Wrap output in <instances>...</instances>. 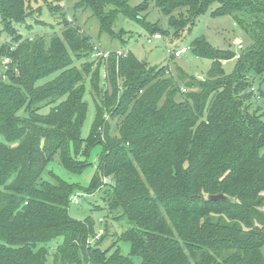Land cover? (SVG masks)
Listing matches in <instances>:
<instances>
[{"label": "trees", "instance_id": "1", "mask_svg": "<svg viewBox=\"0 0 264 264\" xmlns=\"http://www.w3.org/2000/svg\"><path fill=\"white\" fill-rule=\"evenodd\" d=\"M27 1L0 0L6 32L0 45V264H264V91L253 87L256 77L264 78V0L76 4L111 38L120 19L154 36L179 37L218 4L212 15L233 17L252 44L226 75L221 63L235 54L198 38L190 48L213 61L203 78L179 67L169 75L168 66L148 67L132 52L96 58L98 44L69 21L62 0L47 8L62 20L59 30L27 37L20 31L31 19ZM152 5L166 22L146 28ZM101 70L112 93L98 101ZM87 82L97 115L83 139ZM107 114L118 120V136ZM71 142L76 154L84 143L87 149L103 145L90 191L111 187L109 209L131 224L120 236L131 245L130 256L113 250L115 242L107 250L101 241L91 243L103 235L93 219L68 215L72 186L52 173L44 178L58 154L69 172L87 166L71 156ZM214 195L224 199L211 200Z\"/></svg>", "mask_w": 264, "mask_h": 264}, {"label": "rangeland", "instance_id": "2", "mask_svg": "<svg viewBox=\"0 0 264 264\" xmlns=\"http://www.w3.org/2000/svg\"><path fill=\"white\" fill-rule=\"evenodd\" d=\"M28 8L31 19L27 20V23L21 26V33L27 37L35 36L38 32L45 33L59 30V22L61 19L53 17L48 12V7H55L59 0H28ZM65 11L68 15L69 21L78 24L85 30H87L96 44L100 47L101 51L105 53H117L118 51L132 52L139 60L148 63V67L157 66L159 68L163 66L169 67V75H174L176 68L183 69L186 73L198 78L205 77L213 67V61L209 58H203L197 56L191 47V44L198 38H205L208 43L215 49L220 51H230L235 54L229 60L221 63L222 69L226 75L233 73L240 54L247 49L251 44V38L245 33V31L236 23L231 16L214 17L212 12L218 7V4H213L207 12L200 15L193 23L189 24L179 37L166 36L163 40H157L154 35H151L146 29L138 24L120 19L118 27L115 29L116 35H121L125 42L115 37H109L100 33V26L98 20L93 17L90 10H75L76 4L79 0H62ZM145 3L144 0H138L134 4ZM150 14H148L146 28L156 25L157 20L166 19L160 16L158 11L152 5L150 7ZM148 12H144L146 15ZM186 15V14H185ZM182 17V16H181ZM187 17V15H186ZM39 20L42 24L39 23ZM62 21V20H61ZM42 25V26H39ZM40 29H39V27ZM121 28L123 30H121ZM165 30L167 27L163 25ZM0 45L6 37L3 27H0ZM171 35L174 30L169 29ZM152 41H149V40ZM187 48L188 52L183 54L180 58H172L171 51L173 49ZM118 55V53H117ZM80 66V65H79ZM176 75V74H175ZM98 83V95L97 100L104 99L106 93H112V86L106 81V74L104 70H101ZM253 87L258 94L259 89L264 91V78L256 77L253 80ZM84 100L87 104V117L84 121L81 136L83 139H87L92 131L93 124L96 119V106L92 96L91 85L86 83V91ZM106 121L111 125L112 136H118V120H113L107 114L105 116ZM0 141L4 142L5 139L0 136ZM70 154L73 158L82 161L87 164L82 172H69L60 162V155L58 154L53 161H51L46 168L44 178L51 180L50 174L63 179L72 186V194L67 207L68 215L80 222H86L90 218L95 221L96 232L101 233V237L96 239L90 238V242L94 245L97 242L99 248L107 250L113 246L114 242L115 250L120 248L123 255L130 256L131 245L124 240H120L122 236L130 227L131 224L127 217L122 216L121 213L111 212L107 204L106 193L110 191V186L100 187L95 193H91V187L93 181L98 175V167L100 156L103 151L102 144H96L87 149L86 143L83 144L79 154H76L75 146L71 142L69 148ZM63 238L55 240L51 244V252L57 247V245L63 242ZM52 261V257L50 258ZM136 263H140L141 259L135 258Z\"/></svg>", "mask_w": 264, "mask_h": 264}, {"label": "built area", "instance_id": "3", "mask_svg": "<svg viewBox=\"0 0 264 264\" xmlns=\"http://www.w3.org/2000/svg\"><path fill=\"white\" fill-rule=\"evenodd\" d=\"M155 39L157 40H163V36L161 34H157L154 36ZM149 41H152L151 39ZM96 58L97 57H108L110 54L109 53H105L104 51H101L100 47L97 45L96 46ZM188 49L187 48H182V49H178L176 51L172 50L171 54L175 57V58H180L182 57L183 54L187 53ZM119 56L126 54L127 51H118L117 52ZM10 62L9 59H7L6 61H4V64H8Z\"/></svg>", "mask_w": 264, "mask_h": 264}, {"label": "water", "instance_id": "4", "mask_svg": "<svg viewBox=\"0 0 264 264\" xmlns=\"http://www.w3.org/2000/svg\"><path fill=\"white\" fill-rule=\"evenodd\" d=\"M224 196L223 195H214L211 196V200L217 201V200H223Z\"/></svg>", "mask_w": 264, "mask_h": 264}]
</instances>
